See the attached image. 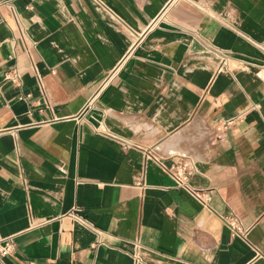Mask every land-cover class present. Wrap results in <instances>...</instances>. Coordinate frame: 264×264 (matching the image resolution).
<instances>
[{
	"label": "crops",
	"instance_id": "obj_1",
	"mask_svg": "<svg viewBox=\"0 0 264 264\" xmlns=\"http://www.w3.org/2000/svg\"><path fill=\"white\" fill-rule=\"evenodd\" d=\"M262 42L264 0H0V264H264Z\"/></svg>",
	"mask_w": 264,
	"mask_h": 264
},
{
	"label": "built area",
	"instance_id": "obj_2",
	"mask_svg": "<svg viewBox=\"0 0 264 264\" xmlns=\"http://www.w3.org/2000/svg\"><path fill=\"white\" fill-rule=\"evenodd\" d=\"M260 46L264 50V42L260 43ZM5 78L11 79L13 81H19L21 82V72L18 69H10L5 73ZM243 117V112L237 113L235 115L229 116L225 118L219 126L217 127L219 133H223L226 131L229 127L233 126L237 121H240ZM108 134L112 136H118L115 135V133L111 131H107ZM122 143L126 148L132 147V146H138L137 143L134 141L125 138V137H119ZM145 157H154L152 153L146 149L145 150ZM156 157V156H155ZM156 159H160L156 157ZM161 164H163L166 169L169 171V173L174 177L177 186L182 187L195 195L198 199H200L205 205L209 204V201L211 199V194L203 189H199L195 187L192 183V176L197 171L196 165L192 159L187 157L186 155H177V158L173 160L171 164H166L163 160H159ZM73 215L78 218L80 221L85 222V220L73 213ZM226 221L230 224L232 232L234 234L244 233V228L242 225H237L234 222L230 221L229 219H226ZM15 236H7L0 238V259H2L4 256L10 254L14 247H15Z\"/></svg>",
	"mask_w": 264,
	"mask_h": 264
}]
</instances>
